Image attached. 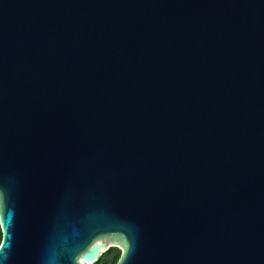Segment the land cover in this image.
Returning <instances> with one entry per match:
<instances>
[{"label": "water", "instance_id": "water-1", "mask_svg": "<svg viewBox=\"0 0 264 264\" xmlns=\"http://www.w3.org/2000/svg\"><path fill=\"white\" fill-rule=\"evenodd\" d=\"M0 264H264V0H0Z\"/></svg>", "mask_w": 264, "mask_h": 264}, {"label": "trees", "instance_id": "trees-1", "mask_svg": "<svg viewBox=\"0 0 264 264\" xmlns=\"http://www.w3.org/2000/svg\"><path fill=\"white\" fill-rule=\"evenodd\" d=\"M3 241V232L0 226V242ZM122 256V250L118 247H109L94 264H118Z\"/></svg>", "mask_w": 264, "mask_h": 264}, {"label": "snow or ice", "instance_id": "snow-or-ice-1", "mask_svg": "<svg viewBox=\"0 0 264 264\" xmlns=\"http://www.w3.org/2000/svg\"><path fill=\"white\" fill-rule=\"evenodd\" d=\"M0 247H3V243L2 242H0Z\"/></svg>", "mask_w": 264, "mask_h": 264}]
</instances>
